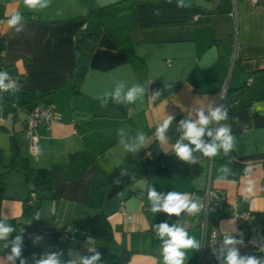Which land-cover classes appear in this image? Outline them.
Listing matches in <instances>:
<instances>
[{"label":"crops","instance_id":"crops-1","mask_svg":"<svg viewBox=\"0 0 264 264\" xmlns=\"http://www.w3.org/2000/svg\"><path fill=\"white\" fill-rule=\"evenodd\" d=\"M42 4L46 6L31 10L23 0H0L4 35L0 72L22 81L19 92H0V174L17 156L12 137L30 168L54 170L50 190L36 189L33 206L26 205L33 188L31 176L17 171L6 176L0 220L15 228L9 239L23 233L22 245L29 243L39 259L56 252L62 261L76 264L79 257L94 254L90 248L99 252L112 240L128 253L120 264H163L156 225L166 221L171 226L180 216L153 213L148 188L196 198L209 177L211 185L224 193L225 202L213 214L219 244L206 254L204 264H218L215 253L224 235L235 237L236 209L256 214L247 225V236H264V0L254 5L251 0H236V13L232 0H42ZM16 12L23 17L19 33L7 24ZM87 33L95 37L94 48L80 57L78 42ZM233 54L236 62L230 75ZM79 64L86 73L76 84L72 76ZM118 80L128 87L143 85L144 97L124 105L103 95L114 92ZM157 90L159 97L150 101ZM227 90L235 92L234 108H228L222 97ZM47 103L54 105L55 122L30 151L23 133L27 112ZM209 106L228 110V119L221 123L231 126L234 148L211 158L194 152L195 163L181 161L172 151L181 135L179 121L190 112L195 119L194 109L199 107L207 115ZM167 115L174 120L168 143L161 144L156 126ZM219 126L210 125L213 130ZM139 132L148 142L132 159L123 144ZM76 153L82 156L71 160ZM224 167L229 171H221ZM115 168L126 170L132 181L105 200V178ZM249 180L252 192L246 193ZM121 200L130 220L119 209ZM186 229L199 243L198 228ZM64 232L68 238L59 241ZM37 236L41 239L33 243ZM3 245L0 241V262L10 252ZM182 251L184 264H198L199 249ZM26 261L34 260L31 256Z\"/></svg>","mask_w":264,"mask_h":264},{"label":"clouds","instance_id":"clouds-1","mask_svg":"<svg viewBox=\"0 0 264 264\" xmlns=\"http://www.w3.org/2000/svg\"><path fill=\"white\" fill-rule=\"evenodd\" d=\"M171 3V0H168ZM24 5L31 10H35L38 7H44L42 0H23ZM183 6V5H181ZM159 15V12L155 13ZM22 15L16 12L10 16L7 20V24L10 28H13L17 33L22 31L21 21ZM8 79L6 72H0V91H6L9 85L5 84V80ZM114 92L109 93L105 91L103 95H111L113 101L116 104H133L138 99L144 97L146 89L143 85L134 84L128 87L125 81L118 80L114 85ZM160 95V91L157 90L150 97V101H155ZM106 104V102H105ZM103 106V105H102ZM196 118L193 119L191 112L187 117L180 120L178 123V131L181 133L180 138L172 145V151L174 155L181 161L195 163L193 156L194 152H200L205 157H215L220 150H223L224 154H228L234 148L235 138L231 133V126L228 124H222L221 122L228 119V110L223 106L212 108L209 106L208 114L205 115L203 107L194 109ZM174 120L172 115H167L163 119L162 123L156 126L155 137L161 144L168 143L167 132ZM213 123L220 126L213 130L210 125ZM210 137L211 141L207 142L204 137ZM187 141V143H185ZM148 142L147 137L143 132H139L137 137L131 142L124 143V151L132 153L140 148H143ZM123 143V141H122ZM221 171L228 172L226 167ZM250 171V170H246ZM119 183V181H117ZM246 193L252 192V181H248V187L243 190ZM147 199L151 204V211L153 213L164 212L169 217H179L182 212L189 215H195L201 205L189 198V194L171 191L166 195L156 191L154 187H149L147 190ZM41 218L37 213L35 220ZM156 236L161 241V254L163 256V264H184L185 252L182 249H199V243L188 235L186 227H181L179 223H174L169 226L168 222H161L156 225ZM15 232V228L5 221L0 220V241L4 242V248L10 247V252L3 258V262L0 264H15V261L19 259L20 264H28V262L22 258V242L23 233L15 236L14 239H9L12 233ZM41 237L37 236L33 243L38 242ZM238 245H244L243 239L237 240L231 234H225L223 240L219 246L218 252H216V259L218 264H264V256H252L241 255ZM260 252H264V245L259 249ZM89 251L94 254L91 256L79 257L78 264H97L101 259V254L90 248ZM60 255L56 252L44 253L41 258L34 260V264H76L75 261H62Z\"/></svg>","mask_w":264,"mask_h":264},{"label":"built area","instance_id":"built-area-1","mask_svg":"<svg viewBox=\"0 0 264 264\" xmlns=\"http://www.w3.org/2000/svg\"><path fill=\"white\" fill-rule=\"evenodd\" d=\"M234 5V12L236 11V0H232ZM258 0H251L254 5ZM236 13V12H235ZM1 23V20H0ZM4 35L0 32V39ZM236 58L233 54L230 59V71L233 70L235 66ZM8 74V73H7ZM251 79L246 81V85L250 83ZM5 84L9 85L6 91H0L2 94L5 93H15L19 92L22 87V81L17 75L8 74V79L5 80ZM224 93L222 94V97ZM55 122L54 105L52 103H47L44 105H33L27 112L24 126V136L27 142V147L30 151H34L36 148V143L42 133L48 132L52 124ZM37 197V191L32 188L29 191L28 197L26 199L27 206H33ZM201 205L200 210L195 215H189L182 212L178 223L181 227H191L195 225L200 232L199 241V251H198V264H204L205 257L207 253L212 252V250L219 244V231L217 229L213 214H215L220 207L225 202L224 193L216 187H213L210 182V177L208 178L206 187L199 197L194 198L189 197ZM119 209L124 215V219L130 220V217L124 211V201H120ZM150 209V207H147ZM256 214L250 210H234L232 217L235 221L236 232L235 239H243L244 245H238L241 255H252V256H264V252H260L258 249L264 245V236H247V225L255 218ZM195 220V223H190V220ZM49 233V231H48ZM68 233L64 232L58 236L59 241H64L68 238ZM213 257V256H212ZM33 260H38L37 254L32 255ZM215 258V257H213Z\"/></svg>","mask_w":264,"mask_h":264},{"label":"trees","instance_id":"trees-1","mask_svg":"<svg viewBox=\"0 0 264 264\" xmlns=\"http://www.w3.org/2000/svg\"><path fill=\"white\" fill-rule=\"evenodd\" d=\"M95 44V37L93 34L87 33L82 34L81 38L78 42V50L80 57L81 56H88L92 53ZM86 73V68L79 64L76 72L72 76V80L77 84L79 83L84 77ZM233 90H227L224 94V99L226 101V105L228 108H234V94ZM239 92L236 93V95ZM82 156V153L73 154L70 158L71 160H75ZM17 171L23 173L25 175L31 176V181L33 184V188H41L42 192H47L50 190L52 186L54 170L48 168H38L32 169L28 165L27 159L17 155L13 157L8 164L7 169L0 174V200L2 195V188L5 181L6 176L13 172ZM119 181V183H117ZM132 179L126 170H120L118 168L113 169L109 174H107L105 178V183L107 185L106 189V199L109 200L118 194H120L124 189H126ZM22 258L25 260L30 258L35 252L32 251V247L29 243H25L22 246ZM101 254L100 263L101 264H120L121 261L119 260V253L120 248L112 241L109 240L106 243L105 248H101L99 250ZM16 264H20L19 259L16 260ZM30 264H34V261Z\"/></svg>","mask_w":264,"mask_h":264},{"label":"water","instance_id":"water-1","mask_svg":"<svg viewBox=\"0 0 264 264\" xmlns=\"http://www.w3.org/2000/svg\"><path fill=\"white\" fill-rule=\"evenodd\" d=\"M12 141H13V144H14V153H15V155H18V143H17L15 137H12ZM135 155H136V151L132 152L131 158L133 159ZM37 190L38 191H42L41 188H37ZM127 256H128L127 251H125L124 249H121L120 253H119V259L120 260H126Z\"/></svg>","mask_w":264,"mask_h":264},{"label":"rangeland","instance_id":"rangeland-1","mask_svg":"<svg viewBox=\"0 0 264 264\" xmlns=\"http://www.w3.org/2000/svg\"><path fill=\"white\" fill-rule=\"evenodd\" d=\"M230 75H231V73H230ZM230 75H229V76H230ZM229 78H230V77H229Z\"/></svg>","mask_w":264,"mask_h":264}]
</instances>
